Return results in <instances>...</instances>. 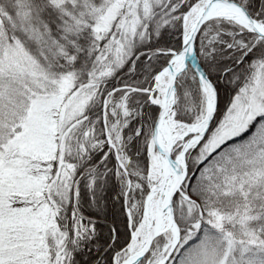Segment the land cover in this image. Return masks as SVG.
I'll return each instance as SVG.
<instances>
[{
	"label": "snow or ice",
	"instance_id": "obj_1",
	"mask_svg": "<svg viewBox=\"0 0 264 264\" xmlns=\"http://www.w3.org/2000/svg\"><path fill=\"white\" fill-rule=\"evenodd\" d=\"M0 264H264V0H0Z\"/></svg>",
	"mask_w": 264,
	"mask_h": 264
}]
</instances>
